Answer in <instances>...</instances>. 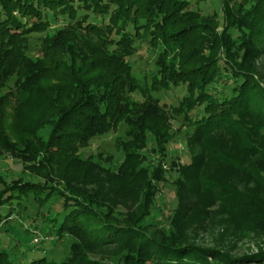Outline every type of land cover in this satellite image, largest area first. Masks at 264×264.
<instances>
[{"label":"trees","instance_id":"16d2710c","mask_svg":"<svg viewBox=\"0 0 264 264\" xmlns=\"http://www.w3.org/2000/svg\"><path fill=\"white\" fill-rule=\"evenodd\" d=\"M217 1L216 10L202 14L187 0H0V91L16 78L13 90L0 93V120L9 101L38 111L26 119L17 115L23 136L13 141L0 125L1 148L21 167L17 177L0 176V226L9 224L16 202L21 211L35 212L34 219L20 220L44 237L82 236L61 261L45 251L28 256L17 243L8 249L0 242V264H264L262 249L232 257L191 243L187 231L205 230L199 221L187 224L204 195L217 209L202 206V218L222 216L225 235L264 242V81L255 67L264 52L258 46L264 39V0ZM150 48L157 59L145 80L155 94L180 95L170 110L179 126L193 129L189 142L219 134L235 147L226 153L203 143L209 162L223 174L199 171L200 163L180 173L176 189L185 187L196 199L193 207L181 200L168 226L152 214L161 183V159L154 157L166 159L173 140L160 139L167 127L153 123L167 115L166 107L141 87L127 60ZM170 54L167 63L162 58ZM135 97L141 101L135 107H145L137 114L143 119L128 122L130 142L118 170L128 183L123 193L138 184L130 217L113 210L107 198L51 178L55 165L84 166L74 157L77 150L133 115L127 104ZM147 135L153 149L139 153ZM85 172L74 179L77 186L97 183L91 178L96 172L108 182L112 176L92 164Z\"/></svg>","mask_w":264,"mask_h":264},{"label":"rangeland","instance_id":"374dc122","mask_svg":"<svg viewBox=\"0 0 264 264\" xmlns=\"http://www.w3.org/2000/svg\"><path fill=\"white\" fill-rule=\"evenodd\" d=\"M187 1L191 4L190 8L192 10H200L202 14H211L212 11L216 7H218L217 0ZM38 36L40 37V35ZM32 40H36V38ZM258 42L259 50H264V39H260ZM258 46H256L255 49H258ZM159 48L161 49V47ZM159 48H155L156 54L160 52ZM172 57L173 55L170 54L166 57H163L162 59L168 63L171 62ZM156 59L157 56L150 48L149 52L147 49H143L141 52L136 53L134 56L128 58L127 60L131 65L132 75L137 79V82L141 85V87L146 88V91H148L151 96L161 99L160 105L166 107L165 110L167 115H164L162 119L155 118L156 121L154 120L153 123H158L159 126L164 124V126L167 127V134H164V136L160 134V139H162V137L166 139L170 137L173 138V140L171 142V146H168L169 153L167 154L166 159L164 158L163 160V158L159 155H155L154 157L156 159H161L159 173L161 183L157 188V193L159 194L154 197L157 210L156 212L152 210V214L154 215L155 213V216L158 217V220H160L162 226H168L173 220L174 213L182 204L181 200H184V202H186L189 207H193L195 202L194 200L196 199L193 193L187 192V189L185 187L181 188L179 192L176 189L175 183L180 173L188 169V167L191 166L192 163H196V166H198L200 163L198 168L199 171H207L206 173H209L211 176H220L223 174L222 169H218L217 166L213 164V162H209L210 159L208 153L205 151V144L203 143H207V141H209L215 147L220 146L222 148L221 151L226 153L235 151V147L231 144L228 136L219 134H213L212 136H210V138L207 139V141L199 143L189 142L193 134V129L191 127H188L186 124L179 126L175 122V113H172V111L170 110L171 106L177 105L180 95L177 94L175 96V93H173L170 94L172 96L169 97V95L167 96V94H155L151 89L152 82L145 80L147 76L154 72V61ZM255 67L258 70V73L262 76V81H264V52H262L259 58L255 61ZM15 80L16 78L10 79L6 83L7 87L2 88L0 93H6L5 91H7V89L13 90ZM135 98H130L127 104L128 109L132 110L133 115L129 116L127 119L124 118L118 120L117 123L103 135L92 138L89 141L87 148H79V150H77L74 157L78 159V162L83 161L85 164L84 166L80 165L81 163L77 164L80 166H77L76 164H71L70 166L63 165L60 167L58 165H55V167L53 168V176L51 178V182L58 181L62 184H67L68 182V186L70 187H76L85 190L86 192L94 193V196H99V200H105L107 198L109 202H111L110 204L113 210L130 217H133L136 212L137 204L135 202H132V192L135 193L138 184H135V190H133L132 192H130L129 188V192L126 191V193H123L122 191L128 183L125 184L124 179L119 176L118 170L121 168L122 164L125 161V145L130 142L129 137L127 136V131L129 128L128 122L130 118L136 120L137 122L143 119L142 116H139L137 114L140 113V110L145 109V107H140V105H137L138 107H135L134 104L141 103L140 100L137 101V98ZM30 107L31 106L29 105H25L24 102L17 104L14 103V101H9V104H6L5 110H3L4 116L2 120H0V125L5 136H7V138H9L11 141L15 140L19 136H23L17 122L19 118L17 117V115L19 113H23L22 117L24 119L29 118V114L38 115V111ZM163 131H165V128L163 129ZM44 135L45 132L39 133V137L41 138ZM153 146L154 144L151 135H147L145 147L139 148L138 146L136 148H139V153L141 152L142 154H150V150L153 149ZM7 154L8 153L4 151L0 145V176H6L8 177V179H10L12 177H17L20 174L21 167L19 166V163L14 162L10 158H8L9 156ZM1 156L6 157L1 159ZM206 162H208L207 167L204 166ZM88 164L95 165L96 167H99L104 171L111 172L112 176L109 179V182L107 180V177H105V174L96 172L91 176V178H94V180L96 178L98 179V182L94 183L95 186L93 185V183H91L90 185L78 183L77 186L76 182H74V179H77V177L87 176L85 174V168H87ZM202 164H204L203 167L201 166ZM142 165L144 166V164ZM229 178H231V176H229L228 174L227 179ZM192 180H190L191 186L193 184L191 182ZM102 181H104L105 183L101 187L99 185L102 183ZM231 184L233 185L234 183ZM206 201V196H199L197 199V203L201 205L197 206V208H195V211L190 215V218H188V225L190 221H199L201 223V226L205 227V230L198 231L197 233H195L194 229L187 228V231L192 232H189L193 240L191 243L211 250L222 249L225 254L237 258L243 256L244 254H257L260 249L264 250V244H262L264 242L253 239L235 240L233 238H230V233H227V235H225L223 233V226L220 222V218L222 216L210 218L208 220L202 218L203 216L201 211L203 212V207L208 211H215L217 209L216 202L214 204H206ZM13 205L14 209L11 219H9L7 222L9 224H3L2 226H0V242L2 247L7 246L6 248L10 249V247L13 245L12 243H17L16 248L18 247V249H22L28 256H32L33 254L36 256L43 255V251H45V255L49 259L54 261H61L68 254L69 246L73 239H81L82 237L74 236L73 238L65 236V238L58 241L51 238V236H49V238H46L43 236L42 232H40L39 230H35L33 226H28V222L20 220L23 216L29 220L30 218L34 219L36 215L35 212L32 211V213L29 210H24V212L21 211V208L16 207V202H14ZM5 230H7V232H4ZM26 231L28 232L26 233ZM35 238H38L37 243L34 242ZM32 250H34L33 253ZM35 251L41 252L39 254V252L36 253Z\"/></svg>","mask_w":264,"mask_h":264},{"label":"built area","instance_id":"2783aa9c","mask_svg":"<svg viewBox=\"0 0 264 264\" xmlns=\"http://www.w3.org/2000/svg\"><path fill=\"white\" fill-rule=\"evenodd\" d=\"M34 242L37 243V242H38V238H35V239H34Z\"/></svg>","mask_w":264,"mask_h":264}]
</instances>
